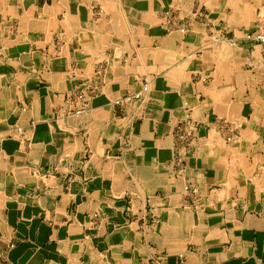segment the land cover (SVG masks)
Wrapping results in <instances>:
<instances>
[{"label":"crops","instance_id":"obj_1","mask_svg":"<svg viewBox=\"0 0 264 264\" xmlns=\"http://www.w3.org/2000/svg\"><path fill=\"white\" fill-rule=\"evenodd\" d=\"M261 28L264 0H0V264H264Z\"/></svg>","mask_w":264,"mask_h":264},{"label":"built area","instance_id":"obj_2","mask_svg":"<svg viewBox=\"0 0 264 264\" xmlns=\"http://www.w3.org/2000/svg\"><path fill=\"white\" fill-rule=\"evenodd\" d=\"M253 39L258 42V43H262L264 44V28H261L253 37ZM147 86L144 85L142 87V90L135 93L133 95L134 98H139L141 96L142 92L147 91ZM183 125L185 126V129H179L178 131V135L177 138L179 140L180 143V148L182 147V141L184 140H190L193 138V131L195 130V124H193L191 121L189 120H184Z\"/></svg>","mask_w":264,"mask_h":264}]
</instances>
